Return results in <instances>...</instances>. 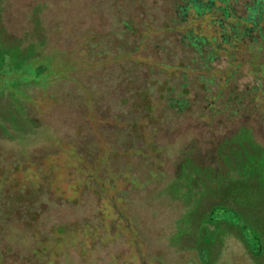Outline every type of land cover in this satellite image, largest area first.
I'll return each instance as SVG.
<instances>
[{
    "label": "rangeland",
    "instance_id": "rangeland-1",
    "mask_svg": "<svg viewBox=\"0 0 264 264\" xmlns=\"http://www.w3.org/2000/svg\"><path fill=\"white\" fill-rule=\"evenodd\" d=\"M160 2L0 0V264H264V58L234 81L241 123L143 146Z\"/></svg>",
    "mask_w": 264,
    "mask_h": 264
},
{
    "label": "trees",
    "instance_id": "trees-1",
    "mask_svg": "<svg viewBox=\"0 0 264 264\" xmlns=\"http://www.w3.org/2000/svg\"><path fill=\"white\" fill-rule=\"evenodd\" d=\"M153 9L163 15L162 33L144 22L143 81L130 91L132 108L143 115L129 127L139 129L136 122L143 120V146L164 152L173 140L171 132L166 133L168 128L192 127L205 140L241 123L238 120L251 111L242 100L245 96L249 102L255 87L235 93L234 81L241 78L243 64L252 69L260 64L256 57L264 58V52L258 56L264 44H258L252 28L246 27L248 19L241 13L239 0H161ZM149 14L152 22L157 20ZM6 54V49L0 52ZM131 83L125 80V88L130 89ZM225 88L228 94L223 93ZM164 116L168 118L163 121ZM182 116L197 124L184 125L179 120ZM127 140L131 142L129 137L121 142Z\"/></svg>",
    "mask_w": 264,
    "mask_h": 264
},
{
    "label": "flooded vegetation",
    "instance_id": "flooded-vegetation-1",
    "mask_svg": "<svg viewBox=\"0 0 264 264\" xmlns=\"http://www.w3.org/2000/svg\"><path fill=\"white\" fill-rule=\"evenodd\" d=\"M239 5L241 13L248 19L246 27L248 30L252 28L251 34L258 44H264V0H239Z\"/></svg>",
    "mask_w": 264,
    "mask_h": 264
}]
</instances>
